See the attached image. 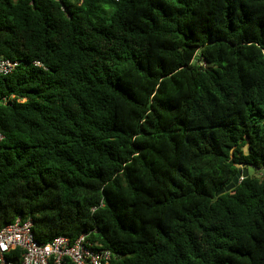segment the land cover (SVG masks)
<instances>
[{
  "label": "trees",
  "instance_id": "1",
  "mask_svg": "<svg viewBox=\"0 0 264 264\" xmlns=\"http://www.w3.org/2000/svg\"><path fill=\"white\" fill-rule=\"evenodd\" d=\"M0 56V228L264 264V0H0Z\"/></svg>",
  "mask_w": 264,
  "mask_h": 264
},
{
  "label": "built area",
  "instance_id": "2",
  "mask_svg": "<svg viewBox=\"0 0 264 264\" xmlns=\"http://www.w3.org/2000/svg\"><path fill=\"white\" fill-rule=\"evenodd\" d=\"M61 7L64 9L63 5ZM19 64L17 60L0 56V75L10 74ZM32 64L40 65L38 61ZM13 99V95L1 96L0 104ZM111 257L110 250L91 242L85 233L74 240L60 235L49 242L39 243L32 232L30 218L17 216L0 228V264H108Z\"/></svg>",
  "mask_w": 264,
  "mask_h": 264
},
{
  "label": "water",
  "instance_id": "3",
  "mask_svg": "<svg viewBox=\"0 0 264 264\" xmlns=\"http://www.w3.org/2000/svg\"><path fill=\"white\" fill-rule=\"evenodd\" d=\"M248 175L247 169L244 167L238 171V173L232 178L231 182L221 187L215 191V196L222 195L223 193L229 192L232 190L241 179L245 178Z\"/></svg>",
  "mask_w": 264,
  "mask_h": 264
},
{
  "label": "rangeland",
  "instance_id": "4",
  "mask_svg": "<svg viewBox=\"0 0 264 264\" xmlns=\"http://www.w3.org/2000/svg\"><path fill=\"white\" fill-rule=\"evenodd\" d=\"M246 169H247V172L249 173V174H257L259 171L255 168V167H253V166H247L246 167ZM262 170H260V172H261ZM259 174H261V173H259Z\"/></svg>",
  "mask_w": 264,
  "mask_h": 264
}]
</instances>
